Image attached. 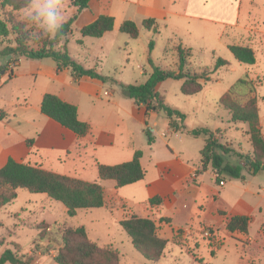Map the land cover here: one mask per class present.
Listing matches in <instances>:
<instances>
[{
	"label": "rangeland",
	"instance_id": "1",
	"mask_svg": "<svg viewBox=\"0 0 264 264\" xmlns=\"http://www.w3.org/2000/svg\"><path fill=\"white\" fill-rule=\"evenodd\" d=\"M214 1L217 4L223 0H209L206 7L210 8ZM230 1L232 6L228 8V15L213 13L214 17L222 18L227 25L200 21L188 26V33L180 31L184 44L192 48L191 52L185 50L186 69L198 75L204 74L209 79L207 82L204 79L198 80L203 89L194 95H185L181 90L183 81L172 79L155 88V92L164 98L169 107L185 115V129L177 132V135L165 132L167 120L161 114L145 116V107L135 105L119 86L144 84L153 71L149 60L155 67L176 72L177 39L169 40L166 30L157 35L144 27H140L137 39H130L120 33L118 28L110 34L112 40L108 41L106 53L100 54L96 38L83 39L77 31L86 26L91 13L93 15L99 9L97 1L92 0L90 10L76 17L72 25L73 39L67 50L72 58H79L81 62L85 60L88 68L111 79L105 82L104 87V90L111 92V97H105L103 91L93 101V110L95 117L111 112L110 119L100 132L112 140L113 148L96 144L85 151L83 165L80 167L73 168L72 165L77 162L68 159L64 169L57 168L56 164L51 168L60 175L70 174L75 179L103 184L106 205L104 203L99 209L80 210L74 218H68L61 203L44 194H30L18 189L17 198L0 210V256L9 250L29 264H54L53 257L62 247L61 233L67 229L84 227L89 242L114 253L113 264H264V254L255 244L264 235V170L252 176L245 169L244 180L225 175L221 181L216 182V174L209 166L201 175L199 185L192 181V173L188 184H196L199 193L192 199L180 197L181 191H177L178 202L172 220L162 217L168 213L164 201L161 205L149 203L155 196L162 197L159 194L150 196L145 186L158 178L159 164H162L159 167L163 174L161 176L167 178L176 163L200 166V151L205 140L202 136H191L188 131L193 129H208L215 133L221 144L243 157L252 156L253 148L247 125L232 123L229 112L219 105V100L229 90H232V98L240 105L255 99L259 126L264 137V0H241L239 5ZM66 2L69 12L72 10L70 0ZM237 10L240 15L236 18L239 26L232 27ZM14 15L18 21H28L25 19V11ZM230 17L232 21H228ZM244 26H249L250 30L245 32ZM27 30L26 44L33 49L53 38L29 21ZM14 39V35L0 39V51L6 46L15 47ZM79 39L86 41V48L77 45ZM150 42H153L152 50H149ZM228 45L250 47L256 55V64H239L229 52ZM219 58L227 61L228 65L215 70ZM22 59L13 57L7 63L0 57V77L4 78L3 82L0 80V106L14 112L10 115L13 123L15 116H23L18 106L25 104L23 98L28 100L32 108H36L34 96L31 97L35 85L33 77L6 80ZM25 63L24 60L22 67ZM154 122L158 125L156 132L152 133ZM148 135L153 140L150 144ZM122 146L133 148V153L129 152L130 160L136 151L142 152L141 166L145 178L137 185L116 188L112 181L97 179V164L112 166L125 163V156L121 152L126 150L115 148ZM114 151L120 153L111 156L109 153ZM43 156L45 162L49 163L56 154L46 153ZM227 161L232 165L244 164L243 159L234 154ZM236 214L249 217L248 235L255 238L253 241L246 236L231 235L226 231V218ZM131 216L153 220L159 237L167 240V247L158 261H146L120 228V220Z\"/></svg>",
	"mask_w": 264,
	"mask_h": 264
},
{
	"label": "trees",
	"instance_id": "2",
	"mask_svg": "<svg viewBox=\"0 0 264 264\" xmlns=\"http://www.w3.org/2000/svg\"><path fill=\"white\" fill-rule=\"evenodd\" d=\"M90 0H70V7L73 11L71 18L63 25L62 29L48 42H42L37 49L29 47L28 21H18L14 13L27 9L29 0H1L0 1V39H8L14 35L15 47L6 46L0 51V57L9 63L13 57L26 60L51 59L58 70L70 69L75 79L89 77L102 82L111 80L106 76L96 73L94 70L85 69L79 62L72 58L66 48L68 37L72 34V25L78 14L89 8ZM6 10V11H5ZM142 26L146 30L156 32L155 21L143 20ZM114 19L108 16H99L92 23L83 26L79 34L81 38H102L106 33L113 30ZM119 32L127 35L130 39H137L139 29L132 21H124ZM64 44L60 46V42ZM81 44V40H78ZM38 44V43H37ZM58 45V47H57ZM228 50L235 61L246 66L256 64L254 51L247 46L228 45ZM153 49V42L149 43V50ZM178 70L169 71L153 67L152 73L142 85L119 84L122 92L131 99L135 105L145 107V116L149 113L161 114L168 121L170 129L179 132L185 129V115L180 111L169 107L164 98L155 92L158 84L168 80H182V93L194 95L203 88L198 80L208 81L204 74L198 75L186 69L187 55L181 47L177 48ZM228 65V62L217 59L214 69ZM8 79H11V74ZM242 81H239L241 83ZM219 105L230 114L232 123L246 124L248 135L253 148L251 157L236 153V151L221 144L215 137V133L204 128L188 131L197 138L204 137L205 144L200 151V166L194 171L192 180L207 171L210 166L216 174V182L221 181L222 176H229L232 179L244 180L243 171L248 170L249 174L255 176L264 170V137L259 126L258 109L255 99L249 100L246 104L240 105L232 98V90L223 95ZM42 115L53 120L63 128L73 132L77 137H85L90 133V126L78 119L76 106L66 103L55 95L45 94L40 104ZM0 112V119H3ZM149 134V133H147ZM148 135V143H152ZM30 144V143H28ZM242 158L243 165H232L227 161L231 155ZM142 152L136 151L132 160L118 165L97 164V173L100 180L114 181L116 188L140 182L145 177V171L141 166ZM23 189L30 194H44L49 199L61 203L68 218H74L80 210L99 209L104 206V192L97 182H85L79 179L55 174L41 169L40 167L19 163L9 158L5 165L0 168V210L11 204L17 198V190ZM163 199L155 196L149 200L151 205H161ZM250 219L244 215H234L226 218L225 229L231 235L239 234L248 236ZM119 226L129 237L133 248L148 262L158 261L167 247V240L158 235V228L155 222L148 218L131 216L121 220ZM43 239V238H42ZM62 247L54 255L55 264H113L115 255L89 242L86 238L84 227L67 229L61 233ZM213 254V252H212ZM0 264H29L22 260L12 251L5 250L0 256Z\"/></svg>",
	"mask_w": 264,
	"mask_h": 264
},
{
	"label": "crops",
	"instance_id": "3",
	"mask_svg": "<svg viewBox=\"0 0 264 264\" xmlns=\"http://www.w3.org/2000/svg\"><path fill=\"white\" fill-rule=\"evenodd\" d=\"M96 1L100 7L95 12V14L92 15L91 13V17L88 24L92 23L99 16H108L114 19L113 30L109 33H106L102 38L96 39L98 47L97 50L100 52V54L106 53L108 49L107 46L109 45L108 41L112 40L110 34L115 29H118L124 21H132L137 25L138 29H140V27H143L142 21L147 19L154 20L156 25V32H154L153 30H147L148 32H153L154 34L160 35V32H162V30H166L169 33V40L177 39L178 46L176 48L181 47L183 50H189L191 52L192 48L189 47V44H184L183 39L181 38L182 36H180V31H182V33H188V26H191L194 23L198 24L200 23V21L204 22L205 24L227 25L226 22L221 20L222 18H218L217 16L214 17L213 13L217 12L219 16L228 15L230 13V9L228 8L232 6L230 0H221L222 2H219L217 4L214 1L211 3L210 8L206 7L207 5H205L208 3L209 0ZM233 1L239 5L241 0ZM91 2L92 0H90L89 2V8L82 10L78 14V17L81 16V14H84V11L90 10V6L92 4ZM238 5L237 7H239ZM25 10L26 9L16 12V14H21ZM208 12L210 14H208ZM207 14L209 16H206ZM72 15V10H69L67 20ZM239 16V11L237 10L233 17V19L235 20L232 21L231 17L230 20H228L232 21V27L239 26L237 24L238 22L236 19ZM81 28H79V30L77 31L79 32ZM243 30L245 32L249 31V26H244ZM71 39H73V32L68 37L66 44L67 49L69 47V42L71 41ZM81 42L82 43L79 44L78 40L76 41L79 47L86 48V41L82 40ZM63 44L64 41L63 43H61L60 46H62ZM10 59L11 57L8 56L5 60L7 62ZM74 59L79 62L85 69L91 70V68H88V66H86L85 60V62H81L79 58ZM24 60L26 61V65L24 66L26 67V70H24L25 68L22 67V62ZM21 69L23 71H21ZM1 77L0 80L3 82L4 78L3 76ZM8 77L6 80H16L19 77L34 78L35 85L33 87L31 97L34 96L33 99L35 100L36 108H32L28 100H25V98H23L25 104L18 105L20 107V110L23 111V116H15L16 119L13 123L10 119V115H12L14 112L6 111L0 106V112L3 114L4 117L3 119H0V168L5 165L9 158H11L16 162L40 167L43 170L58 174V172L52 170L51 167L53 164H56L57 168L59 169H64V166H66V162L69 159L71 161L77 162L76 164L78 165L75 164L72 165V167L78 168L77 166L83 165V156L85 155V151L91 148L92 146L99 144L113 148L112 140L107 136H103L100 132V129L106 124L107 120L110 119L111 112H109L108 115L95 117L93 110V101L96 100L102 94L103 91L105 97H111V92L104 90V82L89 77L75 79L70 69L58 70L56 68L55 63L51 59H22L20 61V64H18V66L12 71L11 79H8ZM45 94L55 95L62 101L76 106L78 111V119L81 122L87 123L90 126V133L85 137H77L70 130L63 128L53 120L42 115L40 112V104L42 97ZM14 105L15 104H13V106ZM149 114L154 115L155 113L151 112ZM153 125L154 126L152 127V133H155L158 124L154 122ZM165 126V132L167 134L177 135L176 132L170 129L168 121L166 122ZM164 133H162L161 135L164 136ZM115 148L117 150H126V152L123 151L121 152V154L125 156L124 161H130V158L128 159V156L129 152L131 154L133 153V148H126V146ZM46 153L56 154V157L52 159V161H50L49 163H46L43 156ZM119 153V151H114L110 152L109 154L111 156H117V154ZM160 165L162 164L157 165V168L159 170L158 178L152 181L151 183L145 184V186H147V192L148 194H150V196H152L153 194L161 195L164 201L163 203L165 207H167L168 212L163 214L162 217L172 220V216L175 213V205L178 202V194H176V192L181 191V195L179 194L180 197L194 199L198 195L200 190H198L196 186L200 184L199 180L201 175L196 178L197 185H194L193 182L191 184H188L189 178L192 173H194V171L198 168L197 166L193 167L191 165L176 163L174 168H171L173 171L172 174L169 175L167 178L165 176H161L163 174L160 173ZM68 166L71 165H69L68 163ZM177 169L179 170L177 171ZM61 175L74 178V176H70V174ZM74 175H76V173ZM97 179L100 180L98 178V173ZM143 181L144 179L140 182ZM138 183L139 182L133 185H137ZM100 185L103 189V184ZM246 237H248L252 241L255 239L250 238L249 235ZM255 244L256 248H258L261 254H264V235L262 238H260V242Z\"/></svg>",
	"mask_w": 264,
	"mask_h": 264
},
{
	"label": "clouds",
	"instance_id": "4",
	"mask_svg": "<svg viewBox=\"0 0 264 264\" xmlns=\"http://www.w3.org/2000/svg\"><path fill=\"white\" fill-rule=\"evenodd\" d=\"M66 0H29L25 19L49 36L55 37L67 22Z\"/></svg>",
	"mask_w": 264,
	"mask_h": 264
},
{
	"label": "built area",
	"instance_id": "5",
	"mask_svg": "<svg viewBox=\"0 0 264 264\" xmlns=\"http://www.w3.org/2000/svg\"><path fill=\"white\" fill-rule=\"evenodd\" d=\"M221 185L223 186V183H221Z\"/></svg>",
	"mask_w": 264,
	"mask_h": 264
}]
</instances>
